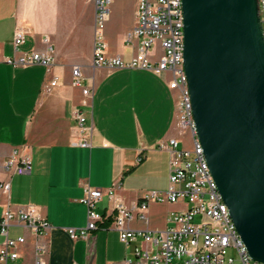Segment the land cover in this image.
Returning <instances> with one entry per match:
<instances>
[{
	"label": "crops",
	"instance_id": "1",
	"mask_svg": "<svg viewBox=\"0 0 264 264\" xmlns=\"http://www.w3.org/2000/svg\"><path fill=\"white\" fill-rule=\"evenodd\" d=\"M138 0H111L105 28L108 56L130 60L137 47L126 45L136 26ZM96 0H0V53L16 55L15 32H26L19 53L55 51L51 73L42 65L14 67L0 62V181L9 182V194L0 192V220L5 208L33 206L51 229L35 236L15 224L10 236H25L17 264H135L136 249L148 248L140 238L121 242L114 228L98 229L85 239H72L68 230L87 225L88 208L80 200L87 187L115 189L105 194L97 211L116 215L118 202L131 207L150 191L169 185L170 152L161 141L181 139L176 127L175 93L168 82L149 70L94 66ZM46 39L49 43H46ZM83 73V87L92 89L86 108L93 126L91 145H77L74 111L84 96L73 85V69ZM54 75L57 87L47 91ZM27 147L33 162L26 175L8 173L5 164L15 148ZM180 147L191 148L184 139ZM141 159V160H139ZM182 203H151L145 218L135 216L132 231L164 232ZM108 223V225H109ZM4 239L0 235V246ZM39 245L46 247L40 254Z\"/></svg>",
	"mask_w": 264,
	"mask_h": 264
},
{
	"label": "built area",
	"instance_id": "2",
	"mask_svg": "<svg viewBox=\"0 0 264 264\" xmlns=\"http://www.w3.org/2000/svg\"><path fill=\"white\" fill-rule=\"evenodd\" d=\"M111 0H96V45L94 66L149 70L164 78L175 93L176 127L181 139L161 141L160 148L170 152L169 185L164 191H150L131 207L122 202L116 205V215L109 223V216L97 211V203L107 194L115 197V189L102 190L87 187L80 200L88 208V222L83 228L68 230L74 240L85 239L98 229L114 228L122 243L129 245L142 239L148 248H137L135 264H261L250 257L238 230L223 202L217 184L210 171L204 150L198 139L191 94L184 68V10L182 0H138L136 26L126 36V45L137 47L130 60L120 56H108L105 28L110 17ZM259 11L264 28V0H259ZM27 32L18 27L14 37L16 55L4 57L0 62L14 67L42 65L51 73L55 64V51L49 46L45 52L19 53L26 42ZM46 43L49 40L46 39ZM73 85L82 89L84 100L74 111L78 122L76 144L89 147L93 126L88 125L86 108L90 106L92 89L83 87V73L73 69ZM60 77L54 75L45 86L52 91L58 86ZM189 136L192 147H180ZM27 147L15 148L5 164L8 173L26 175L32 172L33 162ZM141 160V159H139ZM11 184L0 181V192L9 194ZM151 203L185 205L175 211L169 221L171 226L164 232L132 231L128 223L138 216L145 218ZM109 223V225H108ZM19 224L40 236L51 229L50 223L41 217L33 206L13 209L8 205L0 220V235L4 241L0 246V264H17L21 247L27 242L25 236L12 238L10 228ZM40 254L46 247L39 245ZM41 264V260L38 261Z\"/></svg>",
	"mask_w": 264,
	"mask_h": 264
},
{
	"label": "water",
	"instance_id": "3",
	"mask_svg": "<svg viewBox=\"0 0 264 264\" xmlns=\"http://www.w3.org/2000/svg\"><path fill=\"white\" fill-rule=\"evenodd\" d=\"M198 139L253 261L264 264V28L259 0H182Z\"/></svg>",
	"mask_w": 264,
	"mask_h": 264
},
{
	"label": "rangeland",
	"instance_id": "4",
	"mask_svg": "<svg viewBox=\"0 0 264 264\" xmlns=\"http://www.w3.org/2000/svg\"><path fill=\"white\" fill-rule=\"evenodd\" d=\"M186 140H188V141L190 142V137H189V136H187V137H186Z\"/></svg>",
	"mask_w": 264,
	"mask_h": 264
}]
</instances>
